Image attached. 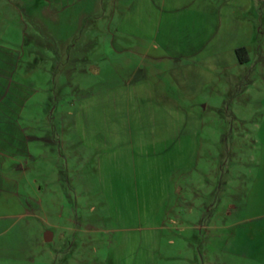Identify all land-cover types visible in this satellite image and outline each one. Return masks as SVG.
<instances>
[{
  "label": "rangeland",
  "instance_id": "rangeland-1",
  "mask_svg": "<svg viewBox=\"0 0 264 264\" xmlns=\"http://www.w3.org/2000/svg\"><path fill=\"white\" fill-rule=\"evenodd\" d=\"M130 1L0 0L25 139L0 189V264H258L238 245L258 133L231 114L264 97L261 38L198 82L196 59L124 31Z\"/></svg>",
  "mask_w": 264,
  "mask_h": 264
},
{
  "label": "crops",
  "instance_id": "crops-1",
  "mask_svg": "<svg viewBox=\"0 0 264 264\" xmlns=\"http://www.w3.org/2000/svg\"><path fill=\"white\" fill-rule=\"evenodd\" d=\"M233 7L228 8V3L219 6L217 0H131L120 26L130 36L161 35V42L168 44L164 45L167 51L171 49L179 56L196 59L190 68L198 82L201 76L203 78L218 64H223V59H228V65L248 64L246 46L256 32L261 38L258 64L264 81V6L253 15H249V11L255 9L254 6L238 7L241 12L239 17L244 23L239 21ZM251 18L257 20V31ZM240 48L244 50L241 63L235 52ZM16 67L13 58L0 54V189L8 183V169L20 168L18 164H9V161L25 145L18 114L22 101H16L19 94L17 84L10 79ZM135 87L141 89L143 86L139 84ZM254 104L255 109L246 108L241 114H231L235 121L256 127L258 134L251 142H256L259 147L256 161H244V165L255 173L245 180L240 196L241 207L252 209L256 206L257 210L242 218L238 245L241 257L264 264V227L259 224V220L264 219V212L260 211V207L264 206V97ZM4 217L0 214V220Z\"/></svg>",
  "mask_w": 264,
  "mask_h": 264
},
{
  "label": "trees",
  "instance_id": "trees-1",
  "mask_svg": "<svg viewBox=\"0 0 264 264\" xmlns=\"http://www.w3.org/2000/svg\"><path fill=\"white\" fill-rule=\"evenodd\" d=\"M236 55L238 57V61L241 63L242 62V55L244 54V50L242 48L237 49L236 51Z\"/></svg>",
  "mask_w": 264,
  "mask_h": 264
},
{
  "label": "water",
  "instance_id": "water-1",
  "mask_svg": "<svg viewBox=\"0 0 264 264\" xmlns=\"http://www.w3.org/2000/svg\"><path fill=\"white\" fill-rule=\"evenodd\" d=\"M50 239H51V235H50V233H49V232H46V233L44 234V236H43V240H44V242H49Z\"/></svg>",
  "mask_w": 264,
  "mask_h": 264
}]
</instances>
